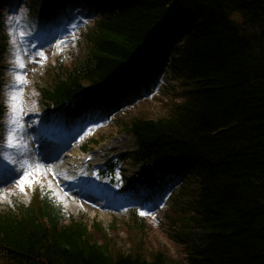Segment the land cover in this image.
Returning a JSON list of instances; mask_svg holds the SVG:
<instances>
[{"label": "trees", "instance_id": "trees-1", "mask_svg": "<svg viewBox=\"0 0 264 264\" xmlns=\"http://www.w3.org/2000/svg\"><path fill=\"white\" fill-rule=\"evenodd\" d=\"M99 1L110 9L83 35L85 52L43 96L57 107L122 83L140 93L167 69L155 99L162 111L140 102L115 121L135 138L122 157L152 182L176 169L191 178L185 207L169 217L183 256L140 243L125 251L96 226L66 220L46 193L19 215L0 213V255L19 264H264V0Z\"/></svg>", "mask_w": 264, "mask_h": 264}, {"label": "rangeland", "instance_id": "rangeland-1", "mask_svg": "<svg viewBox=\"0 0 264 264\" xmlns=\"http://www.w3.org/2000/svg\"><path fill=\"white\" fill-rule=\"evenodd\" d=\"M55 9L56 8L53 7L51 11ZM75 14L76 13L73 15ZM32 17L30 11L20 6H18V12L11 14L9 17V19L14 22V27L8 30L11 33V40L8 44V51L5 54L4 62H6V69L4 75L7 82L8 94L12 93V95L19 96L22 106L15 113L16 123H11L7 127L13 128L7 135L8 141L10 133L12 135V146H9V144L7 146L13 147L16 145L14 154H19L22 160L18 161V158L13 157L5 158L4 161L7 167L17 175L16 178H12V173L10 172V176L5 179L7 182L0 188V195L2 191L5 193L9 190L17 196L26 198L28 202L29 195L27 191H21L18 180L25 173L32 174L35 179L34 182L32 181V184L36 183L34 190L44 185L46 189L52 191V195L55 196L65 208L72 210L71 212L74 216L81 217L85 215L87 219H96L102 224L103 229L111 235V242L126 249L130 244L129 241H123L125 234L119 229L110 232L111 224L113 221H119L121 219L120 215L112 214L110 211L92 206L86 196H83L81 199H74L71 194L65 191L64 185L65 182H71L78 176V170L82 171V173L85 170L87 165H82L81 160L85 153L92 156V165H102L109 157L121 154L134 147L131 134L117 126L116 121L108 119L106 125L100 126L92 131L91 128L86 130L74 143L70 144L66 149H63L62 152L66 150L65 153L70 151L68 155H62L63 159L61 157L59 158V165L55 168L52 167V162L48 161L43 163L41 158L34 154L35 148L38 146L37 135L42 137L43 129L50 125L47 120L51 116L45 113L43 108L37 104V99L40 97L39 88L46 86L45 82L49 80V72L54 69V66L50 63L48 58L52 55V49L47 50V52L44 50L41 53L36 51L32 55L28 53V44L31 40V32L33 29L31 24L33 23L34 29L36 28L34 20L30 21V23L28 22V18L30 20ZM73 26H76V21H74ZM70 30H73V28ZM81 46H83L82 35H78L77 40H65L58 48L62 56L64 55V57L68 58L71 56L72 58V55L76 57L77 54L80 53ZM45 52L47 55H45ZM72 60L73 58L71 61ZM21 64L23 65L22 69L20 68ZM21 72L23 74V84H19L16 80V75ZM18 84L19 87L17 88L16 86ZM156 98L157 96L149 99L151 105L146 109L150 115H156L162 111L159 107H162L161 105L163 104L161 102L158 103V101L155 100ZM10 103L9 101V106ZM35 109L39 110L38 116L32 115V110ZM121 109L122 108H119L118 111H121ZM134 109L135 107L131 108V112H133ZM67 115L68 114H66V116ZM59 116H61V118L63 117L62 114H59ZM8 118L12 122V111L8 114ZM46 123H48V125H46ZM72 135L73 133L70 137ZM3 138L6 141L5 134ZM74 138L76 139V131L74 132ZM86 140L90 141L88 146L89 150L86 152L80 151L77 146L74 147L75 143L82 144ZM116 142H120V145H117ZM1 150L3 149L0 148V151ZM59 154L58 152V156ZM70 159H74L73 162H71ZM74 166H80V168L77 170ZM91 167L92 166H89L87 168L88 173H90ZM136 172L137 169L132 167L128 161L127 164L121 168V171H118V173L116 172L115 178L118 179L123 175H130V178H132ZM99 180L102 181L101 179ZM32 184H26L24 188L29 190V188H33L34 185ZM158 212H161V210H155L152 218L145 221L147 223L146 236H143L142 239L140 238L142 240L143 249L146 251H164L177 259V245L167 236L162 226H160L161 218ZM122 216H126V214ZM165 226L167 227L168 224H165ZM0 264L2 263L0 262Z\"/></svg>", "mask_w": 264, "mask_h": 264}, {"label": "snow or ice", "instance_id": "snow-or-ice-1", "mask_svg": "<svg viewBox=\"0 0 264 264\" xmlns=\"http://www.w3.org/2000/svg\"><path fill=\"white\" fill-rule=\"evenodd\" d=\"M20 68L22 69L23 68V65L21 64L20 65ZM16 80L19 82V84H23V74L22 72L21 73H18L16 75ZM19 84L16 86L17 88L19 87ZM10 99V108H11V111H12V114H13V120H12V124H15L16 123V118H15V113L21 108V102H20V97L17 96V95H12L9 97ZM9 146H12V135L10 133L9 135ZM9 172L12 173V178H16V173L15 172H12L11 169L8 170ZM34 179V176L32 174H29V173H25L23 176H21L18 180V185L21 189V191L24 190V187L26 184L30 185L32 183ZM3 182H7V181H3ZM147 213L145 212H141L140 215H146Z\"/></svg>", "mask_w": 264, "mask_h": 264}, {"label": "bare ground", "instance_id": "bare-ground-1", "mask_svg": "<svg viewBox=\"0 0 264 264\" xmlns=\"http://www.w3.org/2000/svg\"><path fill=\"white\" fill-rule=\"evenodd\" d=\"M43 36H47V37H50V35L49 34H45V33H43ZM104 99H107V97H104ZM132 136V135H131ZM133 137V136H132ZM133 139H134V137H133ZM116 144L117 145H120V142H116ZM51 152H50V154H49V156H48V161H54V163L52 164V167L53 168H55V167H57V165H59V162L57 163V161H56V149H51L50 150ZM75 158V157H74ZM76 159V158H75ZM73 160L74 159H71L70 161L71 162H73Z\"/></svg>", "mask_w": 264, "mask_h": 264}]
</instances>
